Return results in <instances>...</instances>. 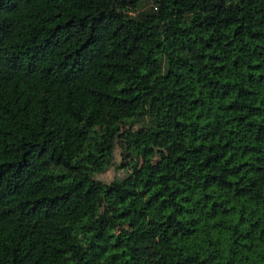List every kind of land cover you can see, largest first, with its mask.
Segmentation results:
<instances>
[{
	"label": "trees",
	"instance_id": "obj_1",
	"mask_svg": "<svg viewBox=\"0 0 264 264\" xmlns=\"http://www.w3.org/2000/svg\"><path fill=\"white\" fill-rule=\"evenodd\" d=\"M142 1L0 0V264H264V0Z\"/></svg>",
	"mask_w": 264,
	"mask_h": 264
},
{
	"label": "rangeland",
	"instance_id": "obj_2",
	"mask_svg": "<svg viewBox=\"0 0 264 264\" xmlns=\"http://www.w3.org/2000/svg\"><path fill=\"white\" fill-rule=\"evenodd\" d=\"M139 12H152L153 1L144 0L139 4L137 9ZM146 127V123H141L133 127L121 126L119 134L115 141V150L113 154L112 166L109 170L103 173H90V175L97 180L104 182L107 185H111L114 182H121L127 184L132 180V170L137 164V159L127 150L126 146L131 137L138 132L142 131ZM157 140V137H155ZM113 205L109 200H102L99 204V210L102 213L110 214ZM131 226L123 221H116V232L128 231ZM157 238L152 244L149 254L158 248L163 247L169 240L170 235L161 233L160 230L155 229Z\"/></svg>",
	"mask_w": 264,
	"mask_h": 264
}]
</instances>
